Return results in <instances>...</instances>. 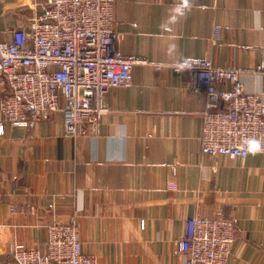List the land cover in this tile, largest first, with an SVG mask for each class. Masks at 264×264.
<instances>
[{"label":"crops","instance_id":"obj_1","mask_svg":"<svg viewBox=\"0 0 264 264\" xmlns=\"http://www.w3.org/2000/svg\"><path fill=\"white\" fill-rule=\"evenodd\" d=\"M41 1L0 0V40ZM113 16L117 47L144 63L107 90L97 131L65 136L60 111L26 127L1 120L0 264H12L15 244L41 247L45 224L70 215L98 264H181L176 242L195 214L236 219L227 264H264V152L202 154L205 96L172 67L186 58L235 67L264 98V0H114Z\"/></svg>","mask_w":264,"mask_h":264},{"label":"built area","instance_id":"obj_2","mask_svg":"<svg viewBox=\"0 0 264 264\" xmlns=\"http://www.w3.org/2000/svg\"><path fill=\"white\" fill-rule=\"evenodd\" d=\"M113 1L42 0L40 11L14 29L10 41L0 40V86L7 91L0 99V134L1 120L26 127L56 111L62 113L65 136L97 131L107 90L129 85L133 66L144 63L117 47L122 35L114 29ZM172 67L188 70L190 88L205 96L202 154L264 152V98L244 89L237 68L208 58H186ZM256 70L264 73V48ZM166 188L176 190L177 183L169 181ZM235 228L233 216H190L175 247L184 256L181 264H227ZM11 259L12 264H98L95 254L83 250L75 215L48 221L41 247L13 245Z\"/></svg>","mask_w":264,"mask_h":264},{"label":"clouds","instance_id":"obj_3","mask_svg":"<svg viewBox=\"0 0 264 264\" xmlns=\"http://www.w3.org/2000/svg\"><path fill=\"white\" fill-rule=\"evenodd\" d=\"M250 144L252 145L253 148H258V143L256 141H251Z\"/></svg>","mask_w":264,"mask_h":264}]
</instances>
